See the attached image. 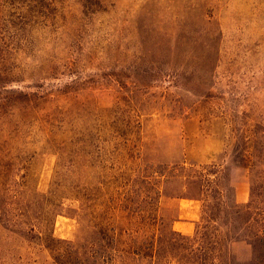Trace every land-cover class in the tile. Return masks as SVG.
<instances>
[{
	"label": "rangeland",
	"instance_id": "rangeland-1",
	"mask_svg": "<svg viewBox=\"0 0 264 264\" xmlns=\"http://www.w3.org/2000/svg\"><path fill=\"white\" fill-rule=\"evenodd\" d=\"M209 6L213 27L201 0H0V164L57 213L27 220L46 240L0 227V264H73L92 226L129 250L190 203L196 230L217 170L262 192L264 0Z\"/></svg>",
	"mask_w": 264,
	"mask_h": 264
},
{
	"label": "trees",
	"instance_id": "trees-1",
	"mask_svg": "<svg viewBox=\"0 0 264 264\" xmlns=\"http://www.w3.org/2000/svg\"><path fill=\"white\" fill-rule=\"evenodd\" d=\"M209 1L201 0L202 23L213 27L216 23ZM6 148V145L0 148V156ZM257 162L264 163V159L260 158ZM0 167L7 175L6 179L0 180L1 229L26 241L33 236L46 240L49 230L37 231L35 235V226L27 225V220L34 218L35 208L40 209L41 220H45V217L49 219L43 222L51 221L57 213H48L42 202L40 206L36 204L39 195L28 188L24 181L26 176L19 174V167L10 163L0 164ZM208 176L211 178L207 179L208 183L214 186L211 195L214 212L201 217V225L192 235H183L173 230L172 226L164 238L157 239L125 232L127 240L135 248L123 250L119 249L115 236L109 235L114 231L112 227L107 230L92 226L91 234L82 238L85 243H77V248L72 247L73 264H241L233 250V244L237 242H245L251 247L252 258L247 264H264V176L263 184L259 185L262 192L257 195L253 193L244 204L235 201L234 187L229 179L225 183L222 170ZM33 198L34 201H29ZM22 225L27 227L23 228ZM44 248L51 250L45 245Z\"/></svg>",
	"mask_w": 264,
	"mask_h": 264
},
{
	"label": "crops",
	"instance_id": "crops-1",
	"mask_svg": "<svg viewBox=\"0 0 264 264\" xmlns=\"http://www.w3.org/2000/svg\"><path fill=\"white\" fill-rule=\"evenodd\" d=\"M233 187L235 190V201L238 204L248 202L249 196L247 192V184L244 181L238 182L233 184ZM186 208V210H182L181 208L184 217H182L183 215H180V219L173 222L172 228L183 235H192L195 231V225L199 217V205H197V203H190Z\"/></svg>",
	"mask_w": 264,
	"mask_h": 264
}]
</instances>
